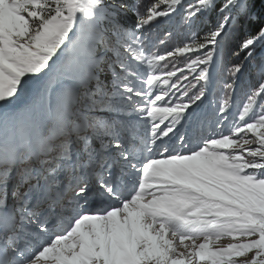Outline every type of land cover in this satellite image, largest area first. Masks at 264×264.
<instances>
[{
	"label": "snow or ice",
	"instance_id": "1",
	"mask_svg": "<svg viewBox=\"0 0 264 264\" xmlns=\"http://www.w3.org/2000/svg\"><path fill=\"white\" fill-rule=\"evenodd\" d=\"M260 8L0 0V264H264Z\"/></svg>",
	"mask_w": 264,
	"mask_h": 264
},
{
	"label": "trees",
	"instance_id": "2",
	"mask_svg": "<svg viewBox=\"0 0 264 264\" xmlns=\"http://www.w3.org/2000/svg\"><path fill=\"white\" fill-rule=\"evenodd\" d=\"M145 2H150V0H145ZM260 2L261 0H255V9H254V13L257 16V21L256 22H252L249 23L247 22V20H241V22L236 26L235 32H234V38L231 41L230 45L228 48L225 49L224 55H223V60L226 63H239L241 60H243V54H241L240 57H236L233 55V51L235 50V45L239 43V40L242 39L243 35L245 34V32H254L259 24V18L262 15L261 13V8H260ZM211 22H215V16L214 14L212 15V17L210 18ZM177 32H182L183 30L180 28L176 29ZM207 28L203 27L201 34H203V31H206ZM180 37L177 36L176 40H179ZM258 67H259V63L258 61L256 62H251L249 63V65L245 68L244 72L240 75L239 81H240V85L244 86L245 84L252 86L254 84L257 83L259 76H258Z\"/></svg>",
	"mask_w": 264,
	"mask_h": 264
},
{
	"label": "rangeland",
	"instance_id": "3",
	"mask_svg": "<svg viewBox=\"0 0 264 264\" xmlns=\"http://www.w3.org/2000/svg\"><path fill=\"white\" fill-rule=\"evenodd\" d=\"M172 47L176 46V40H174L171 44ZM178 63L183 64L182 58H178ZM233 64L232 63H226L223 59L222 62L214 69V89L216 90H222L223 89V84L229 80V69L231 68ZM217 81L219 83H217ZM249 84V83H247ZM245 84L244 86L240 85V81H238L237 84V99L238 100H243L244 99V94L245 92L249 89V85ZM256 84L252 85L255 86ZM207 105V102H205ZM204 106H202L203 109ZM208 111L210 112L211 109L209 108ZM227 242V241H225Z\"/></svg>",
	"mask_w": 264,
	"mask_h": 264
}]
</instances>
